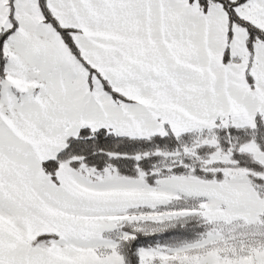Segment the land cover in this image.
<instances>
[{"label":"snow or ice","instance_id":"snow-or-ice-1","mask_svg":"<svg viewBox=\"0 0 264 264\" xmlns=\"http://www.w3.org/2000/svg\"><path fill=\"white\" fill-rule=\"evenodd\" d=\"M0 264H264V0H0Z\"/></svg>","mask_w":264,"mask_h":264}]
</instances>
